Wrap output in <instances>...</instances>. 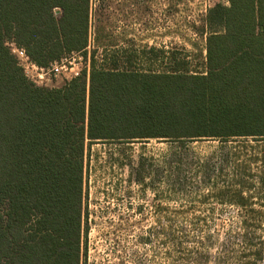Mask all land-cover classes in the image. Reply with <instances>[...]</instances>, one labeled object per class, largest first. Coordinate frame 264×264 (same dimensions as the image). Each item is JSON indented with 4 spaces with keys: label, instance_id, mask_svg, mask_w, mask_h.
Segmentation results:
<instances>
[{
    "label": "trees",
    "instance_id": "16d2710c",
    "mask_svg": "<svg viewBox=\"0 0 264 264\" xmlns=\"http://www.w3.org/2000/svg\"><path fill=\"white\" fill-rule=\"evenodd\" d=\"M90 11V0H0V264H80L88 144L264 141V0L207 8L204 72L181 70L175 57L171 70L140 72L123 64L126 49L101 63L93 50L88 75L57 87L29 81L7 42L47 66L85 49Z\"/></svg>",
    "mask_w": 264,
    "mask_h": 264
},
{
    "label": "rangeland",
    "instance_id": "374dc122",
    "mask_svg": "<svg viewBox=\"0 0 264 264\" xmlns=\"http://www.w3.org/2000/svg\"><path fill=\"white\" fill-rule=\"evenodd\" d=\"M217 1L90 0V51L101 63L126 49L123 64L140 72L171 70L173 57L204 72V16ZM84 178L80 264H264L263 140L95 142Z\"/></svg>",
    "mask_w": 264,
    "mask_h": 264
},
{
    "label": "built area",
    "instance_id": "2783aa9c",
    "mask_svg": "<svg viewBox=\"0 0 264 264\" xmlns=\"http://www.w3.org/2000/svg\"><path fill=\"white\" fill-rule=\"evenodd\" d=\"M92 42L88 31V42L84 50L70 52L47 66H40L33 62L24 49L18 47L14 42L9 41L7 45L29 81L38 86L56 87L59 78L66 82L81 76L84 72L88 75Z\"/></svg>",
    "mask_w": 264,
    "mask_h": 264
},
{
    "label": "crops",
    "instance_id": "0c3cea01",
    "mask_svg": "<svg viewBox=\"0 0 264 264\" xmlns=\"http://www.w3.org/2000/svg\"><path fill=\"white\" fill-rule=\"evenodd\" d=\"M59 80L62 81V79H58V80H57V84L61 82V81H59ZM62 84H63V83H60V85H56V87H57V86H61Z\"/></svg>",
    "mask_w": 264,
    "mask_h": 264
}]
</instances>
